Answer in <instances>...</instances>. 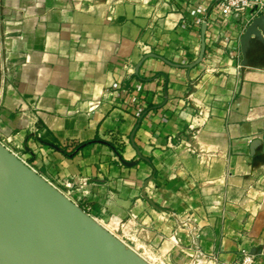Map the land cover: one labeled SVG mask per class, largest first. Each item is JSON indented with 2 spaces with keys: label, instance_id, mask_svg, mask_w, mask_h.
I'll list each match as a JSON object with an SVG mask.
<instances>
[{
  "label": "crops",
  "instance_id": "0c3cea01",
  "mask_svg": "<svg viewBox=\"0 0 264 264\" xmlns=\"http://www.w3.org/2000/svg\"><path fill=\"white\" fill-rule=\"evenodd\" d=\"M217 1L0 0V264H264V23Z\"/></svg>",
  "mask_w": 264,
  "mask_h": 264
},
{
  "label": "built area",
  "instance_id": "2783aa9c",
  "mask_svg": "<svg viewBox=\"0 0 264 264\" xmlns=\"http://www.w3.org/2000/svg\"><path fill=\"white\" fill-rule=\"evenodd\" d=\"M217 9L219 13L222 15L228 14H239L243 15L246 11H250L252 13L251 17L255 14L261 13L264 11V0H218L216 2ZM142 49L144 53L149 52L145 45H142ZM106 93H110L111 89H106ZM191 137H196V130L191 133ZM116 221L112 218L108 219V224H115ZM181 224L185 227L189 234L195 236L198 231V225L195 221V217L193 214H187L181 220ZM114 226V225H112ZM134 251L140 255L142 258L147 260L149 263H152V258L154 257V252L150 248L142 247L141 245L135 246L133 245ZM256 263V255L245 246H241L238 248L237 257L233 261H229L223 264H255ZM189 264H219L216 258L212 255H202L201 252H196L193 259L189 262Z\"/></svg>",
  "mask_w": 264,
  "mask_h": 264
},
{
  "label": "water",
  "instance_id": "95a60500",
  "mask_svg": "<svg viewBox=\"0 0 264 264\" xmlns=\"http://www.w3.org/2000/svg\"><path fill=\"white\" fill-rule=\"evenodd\" d=\"M259 23H264V14H260L258 16H256L255 18L252 19L251 23L248 25L247 29H246V33H250V32H254L255 30V26L256 24ZM6 153L11 156L16 162H18V164L22 165L25 167V164L19 159L17 158L12 152H10L7 148H5ZM77 208V206H76ZM82 220L84 222V227L85 228H89V229H93V230H104L101 225L91 216L89 215H84L82 217ZM109 234V233H108ZM114 240L115 237L111 234H109ZM117 241V240H116ZM123 245V244H122ZM126 254L138 257L140 260H142V262H144L145 264H149L147 263L144 259H142L141 257H139L133 250H131V248H128L126 250Z\"/></svg>",
  "mask_w": 264,
  "mask_h": 264
},
{
  "label": "rangeland",
  "instance_id": "374dc122",
  "mask_svg": "<svg viewBox=\"0 0 264 264\" xmlns=\"http://www.w3.org/2000/svg\"><path fill=\"white\" fill-rule=\"evenodd\" d=\"M260 14H264V11H262L261 13H258V14L253 15V16L251 17V19L255 18L256 16H258V15H260ZM182 218H183V217H182ZM182 218L178 221L177 229H178V230H184L185 232H188V233H189V231H188L185 227H183V225L181 224V220H182ZM115 221H116V220H115ZM105 222L108 223V220H106ZM116 223H117V221H116ZM112 225H115V224H112ZM195 253H196V252H193V253L188 254V256H189V258H190V261L193 259ZM143 259H144V258H143ZM144 260H145V259H144ZM145 261H146L147 263H149L147 260H145ZM190 261H189V262H190Z\"/></svg>",
  "mask_w": 264,
  "mask_h": 264
}]
</instances>
